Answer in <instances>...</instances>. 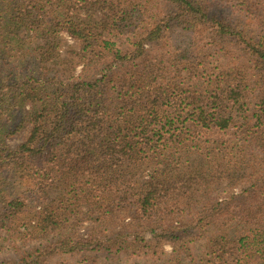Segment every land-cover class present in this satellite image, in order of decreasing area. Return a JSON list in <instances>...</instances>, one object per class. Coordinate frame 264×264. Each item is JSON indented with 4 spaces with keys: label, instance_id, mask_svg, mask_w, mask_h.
Masks as SVG:
<instances>
[{
    "label": "trees",
    "instance_id": "trees-1",
    "mask_svg": "<svg viewBox=\"0 0 264 264\" xmlns=\"http://www.w3.org/2000/svg\"><path fill=\"white\" fill-rule=\"evenodd\" d=\"M0 264H264V0H0Z\"/></svg>",
    "mask_w": 264,
    "mask_h": 264
},
{
    "label": "rangeland",
    "instance_id": "rangeland-1",
    "mask_svg": "<svg viewBox=\"0 0 264 264\" xmlns=\"http://www.w3.org/2000/svg\"><path fill=\"white\" fill-rule=\"evenodd\" d=\"M22 138H23L22 135H19V136H17V137H14V138H12V139H10V140L8 141V144H9L10 146H15V145L19 144V143L22 141ZM166 250H167V251H170V247H169V246H166Z\"/></svg>",
    "mask_w": 264,
    "mask_h": 264
}]
</instances>
